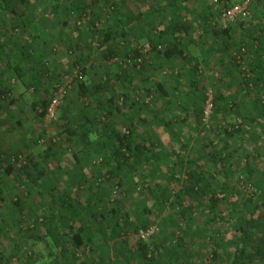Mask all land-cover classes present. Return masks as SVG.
Returning <instances> with one entry per match:
<instances>
[{"label": "trees", "instance_id": "1", "mask_svg": "<svg viewBox=\"0 0 264 264\" xmlns=\"http://www.w3.org/2000/svg\"><path fill=\"white\" fill-rule=\"evenodd\" d=\"M63 1L0 0V20L9 19L12 25L11 28L14 30L15 24L12 23V20L16 16L19 17L21 14H26V19L29 22L20 27L21 30L27 32V35L44 39L42 37L45 34L44 30H41L36 22H30L31 18L34 17V14L32 15L31 12L37 6V3H41L42 5L44 3L43 6L41 5L43 11H48L52 16L56 14L63 17V21H70L77 30H81V28L75 25L77 19L82 15L91 16L87 23L88 27H90L91 33L98 32L100 38L98 45L104 48L108 58H112L118 55V53L115 49L116 47L111 48L109 45L106 46L107 42L113 40V36L110 33L112 32L110 18H119L122 11L126 8V3L130 1L141 10L134 13L128 12L127 15L124 12V18L120 20L119 26L115 31H119L121 36H126L127 31L135 23L147 22L149 26V33L147 34L148 42L151 43L154 50H160L155 55L154 61H152L153 65L151 66H149V63L148 65L142 63L140 70H136L134 63L130 67L117 66L114 73L108 77L106 75L108 71H104V80L107 79V82H111L112 79H115V84L119 82L122 86L120 92L116 94L118 96L121 95L120 97L123 98V102L121 101L120 105L117 103L113 105L112 101L116 95L110 91L109 101L104 100L102 103H98L96 107L98 113L93 116L85 112V110L79 111V115H74L72 118L66 116L65 114L67 113L60 112L59 118L61 120L63 118L60 123L61 139L72 148H77L70 157L78 164L81 162L82 155L90 163L95 160L94 155L99 156L100 161L98 164L105 169V175L101 176V181H98L99 178L96 176L97 178L94 180L96 184L95 188L88 195L79 194L82 184L85 183L79 178L76 180L72 178L70 180L67 179L68 183L59 185L57 189L52 185L50 186L47 210L41 213L42 218L39 224L47 228L48 232L53 227L51 231L58 234L56 241L58 243L60 241L61 245L59 246V254L49 252L55 262L46 264H86V261L78 256L77 250L88 246L94 251L97 248L94 242L97 236L100 237L102 244L111 247L112 256L108 259L100 256L96 260H93L92 264H195L187 257L190 253H194L198 258L200 257V260L196 264H247L248 262L264 264V231L263 233L259 231L261 227L260 221H263L264 191L257 199L253 197L241 198L239 196V193L231 186L228 180V173L231 170L228 159L229 155L227 153L213 150L211 148V140H208V142L201 141L197 139V136L194 139V142L200 147L197 157L179 155L176 149H171L168 152L170 158L166 161V156L162 152L151 151L150 148H147L152 144L147 142L146 138L140 136L141 131H147V128H144L145 119L143 117H137L136 121L124 122L127 133L118 130L112 124V118H110L112 115L122 114L124 110L130 109V104L124 101L123 96L126 95V90L133 84L138 73L144 69L146 70L148 66L151 69L152 66L154 68V63L158 60L163 63L169 59L176 58L185 60L188 62L186 73L189 75L185 77L184 73L178 71L171 72V74L173 73L171 77L176 80L183 78L186 85L179 87L178 80L177 84L165 88V81L160 80L156 84L157 88L154 89L155 95H159L160 93L165 95L163 103L160 104L158 101L155 103L154 106L157 109L164 110L166 104L171 103L172 97L176 99L175 102L178 103L176 110L174 113H170L174 118L165 120L164 118H157L154 114L153 117L155 121L161 122L163 127L173 134L177 143V149L186 152V148L189 146V142L193 136L192 134L184 136L185 133L182 132V129L189 126L196 130L201 124L200 119L202 116L201 111L200 119L199 116L195 115L192 119L193 121H190V123L187 116V114H190L185 112L184 105L177 102L178 99L183 98L181 96L186 94L192 98L194 104L199 90L202 89L197 80V60L194 57L190 58L185 53V48L188 46L187 39L190 37V25L183 22L184 10L182 8L190 0H161L158 2L154 1L151 5L146 1L144 2V0ZM142 1L145 5L144 7H142ZM216 1L223 8L240 3L243 0L231 4H226L224 0ZM60 5L62 8H60ZM105 5L110 6L107 9L112 12L111 16L105 22L106 24L99 28H94V21L100 18L99 15L102 13L101 8ZM259 7L263 8L260 9ZM162 8L167 9L168 17L166 20L162 18L156 19L158 24H163L156 30L157 27L154 24V19L159 17V10ZM220 9L217 10L218 13ZM248 10L250 14L252 11L251 18L258 19L256 25L250 29L244 28L243 19L220 23L218 18L214 16L215 13L210 10H204L199 16L202 19L207 36L215 40V42L213 41L215 51L221 56L226 53L228 55L227 59L219 56V65L223 69V72L217 80L223 81V74L230 71V67L237 70V74H234L235 84L223 90L219 89L216 91L218 94L215 92L216 94L212 100L213 111L211 115L213 124H216L222 118L226 120V117L233 113L236 115L242 113V103L236 100V98L248 97L250 93L253 95L252 111L264 119V20H262L264 0H248ZM25 52L27 56L30 55L27 50ZM248 52L253 53L255 59L247 61L248 70L240 69L242 62L244 63V57ZM36 55H39L38 51ZM137 56H139V52L135 48L126 51L124 53L125 62ZM74 57L73 63L82 64V62H79V55H75ZM86 71L87 68H84V76H86ZM85 79L75 83L78 92H80L78 93L79 103L76 102V104L80 107L87 105L83 102V97L88 93V85ZM252 80L255 81L254 86L251 84ZM101 84L100 79L99 86ZM99 86H96L98 88L92 86V91H95V88L98 90ZM255 87L256 90L254 89ZM238 93H241L242 96L237 95ZM254 96H257V98ZM68 97L66 94L65 99ZM48 100L49 98L46 101L42 100L37 103L41 109L37 113L39 116L43 115ZM145 106L142 102L138 106L137 112L139 113L141 109L147 110L148 108ZM194 109L193 107L191 110L193 111ZM154 112L155 114L157 113L156 111ZM163 112H166V110ZM177 114L182 115L179 116ZM105 117L108 118L107 122L103 120ZM253 119H251L252 122ZM249 120L250 116L241 117V122L235 128H232V130L221 126V133L222 137L224 135H231L239 141L247 140L248 143H251V150L248 157H246L245 165L242 167V170L251 175L258 169V165L261 163L264 165V153L261 154L262 151L260 150V147H263V145L260 146L261 142L264 144V132L263 134H258L247 127L243 129ZM178 123L183 127L178 128L176 126ZM175 126V130H173ZM210 127L215 132L213 126L210 125ZM177 130H179V133L175 132ZM149 138H151V135ZM89 150H92V157L89 155ZM206 154H209V160L213 162L211 168L202 161ZM51 155L49 146L38 151L37 156H39L41 168L45 164L42 169L47 167L46 165ZM35 158L36 156H29L26 158L24 165H22L19 179L23 184L30 186V183L35 182L38 177L45 176V172L41 168L37 177L29 173L31 161L34 165L37 163ZM163 160L166 163H160ZM4 161L5 159H2L0 154V201L4 200L3 178L13 171V167L8 163L5 164ZM150 163H153L152 166H149ZM210 169L222 177L220 183L214 180ZM139 170L141 172L136 176ZM176 171L185 173V182L178 184L175 179ZM262 174H264V168ZM95 175L96 173L90 174L86 184H89ZM112 178H114L119 188H123L128 184L127 182H130L133 190H136V187H147L144 192L140 193L145 194V196L150 195L158 205L159 214L163 215L161 217L163 221L160 223V228L165 233L161 243L156 240L153 234L147 239H140L137 236L140 230H146L148 227V224L141 219L137 220L133 227L129 229L131 236L122 237L123 222L129 220L128 214L124 213L121 218L117 214L116 207L112 206L108 197L104 195V184L109 180L111 181ZM138 180L146 183V186L141 187V183L137 186ZM72 187L75 190L74 192ZM218 190L222 192L221 198L217 196ZM122 191L127 193L125 192L126 190ZM228 191H230V195L226 196L225 193ZM221 205H223V209ZM196 215H199L201 221L196 220ZM179 218L183 220V225L181 226L178 224ZM232 220L234 221L232 222ZM5 225L0 219V264H6V262L8 264L11 256L7 252V247L4 248V230L2 227H5ZM226 225L235 234L232 239H228L227 241L223 239L222 235V231ZM52 235L54 234L52 233ZM186 238H189L191 241L187 243L185 241ZM172 242H175V244L172 245ZM218 242L220 243L219 245L223 246L222 249L225 245L231 246V249L226 252L225 258H222V249L221 251H217L216 245L215 249L211 248L213 243ZM205 248H208L206 254L197 252L199 249ZM31 253V262L27 261V264H38L35 259L32 260L37 254L33 247H31Z\"/></svg>", "mask_w": 264, "mask_h": 264}, {"label": "rangeland", "instance_id": "2", "mask_svg": "<svg viewBox=\"0 0 264 264\" xmlns=\"http://www.w3.org/2000/svg\"><path fill=\"white\" fill-rule=\"evenodd\" d=\"M145 1L151 5L154 3V1L158 2L161 0H144V2ZM224 1L226 4H231L239 0ZM36 5L37 6H35L34 10L31 12L32 15L34 14V17L31 18L30 22H36L40 29L44 30L45 34L42 36L44 39H41V37L36 38L33 35H27V32L21 30L20 27L29 22V20L26 19V14H21L19 17L16 16L12 20V23L15 24L14 30L11 28L12 25L9 19H5L4 21L0 20V44H4L1 52L3 53L5 50H9L11 57L10 66L7 67V71L5 73L6 85L0 95L1 99H3V103L0 106V154L2 159H5L4 163H8L13 167L12 173L3 178L2 188L4 200L0 201V219L3 221V224H6L5 227H2L4 230V248L7 247V252H9L11 255L10 259L8 260V264H27V261L31 262V247H33L37 252L36 256L32 260L35 259L36 263L38 262V264L55 262L53 256L49 252H56V254L60 253L59 246L61 243L60 241L59 243L56 241V239H58V234L51 231L53 227L51 228L50 232H48L47 228L39 224L42 218L41 213L44 210H47V205L49 202V190L51 188L50 186L52 185L57 189L59 188V185L68 183L66 177L63 178V181L59 180L60 176L63 177V174L65 175V173L60 169V167L58 168L57 165H63L67 160L69 163L70 155L77 150V148L75 149L65 144V142L61 139L60 123L63 118L62 120L59 118L60 112L67 113L65 115L69 118H72L74 115H79V111L81 110H85V112H88L91 116L97 114L98 110L96 107L98 103H102L104 100L109 101L108 98L111 95L110 91L116 95L117 92H120L122 89V86L119 82L115 84V79H110L111 82H107V79L104 80V71H108L106 74L108 77L114 73L117 66H122L120 65V62H125L124 53H126V51H130L134 48L138 50L139 48L143 49V47L147 45L151 46V43L148 42L147 34L149 33V26L147 22L135 23L133 27L127 31L126 36H121L119 31H115L119 26L118 22L124 18V12L126 15L130 11L133 13L135 4L130 1L126 3L127 10L122 11L120 14L121 17L119 16V18H110L112 26V32L110 33L113 36V40L107 42L106 46L109 45L111 48L116 47L115 49L118 53V55L112 58H108L104 48H101L98 45V42L100 41L98 32L96 31L91 33L90 27H88L87 24L91 16L82 15L77 19V21L83 19L82 22L80 24H77V21L75 22L76 27L82 28L81 30H84V34L88 36L86 38L88 40L86 41L79 36V32L81 30H77L70 21H63V17H60L56 14L52 16V14H50L48 11H43L41 3H37ZM144 6L145 5L143 3L142 7ZM109 7L110 6L105 5L101 8L102 13L99 15L100 18L96 20L98 21V25L95 26L94 21V28H99L106 24L105 22H107V19H109L112 13L111 11H108ZM60 8H62L61 5ZM220 8L221 5L218 4V1L213 2L212 0H190L187 1L186 5L182 8L184 10L183 22L184 24L190 25V37L187 39L188 46L185 48V53L190 58L194 57L197 60V80L202 86V89L199 90V94L196 96V101L194 104L192 98L186 94L181 96L183 98L177 100V102H180V104L184 105L186 109L185 112L190 114H187L189 122L193 121L192 119L195 115L199 116L200 119V112L202 111V116L200 119L201 124L196 130L189 126L184 128L180 123L176 125L178 128L183 127L182 132L185 133L184 136H188L189 134H192L193 136L189 142V146L186 148V152L177 149V143L175 142L173 134L167 131L161 122L155 121L153 117L154 114V116H157V118H164L165 120L174 118L170 115V113H174L176 110L178 105V103L175 102L176 99L172 97L173 99L171 103H168V105L166 104V107L164 108L166 112H163L164 110L157 109L154 105L157 103V101L160 102V104L163 103L165 101V95L162 93L155 95L154 89L157 88L156 84H158L160 80L165 81V87H172L174 84H177L178 80L179 87L186 85L183 78L176 80L175 78L171 77V75H173L171 72L178 71L184 73L185 77L186 75H189L186 73L188 62L185 60L178 58L169 59L165 63L158 60L154 63L155 67L153 68L152 66L151 69L149 66L153 65L152 61H154L155 55L158 54V51L160 50H154L151 46L150 50L145 53L141 63L138 66L134 62H127L125 66L130 67L134 63L136 70L141 69L142 63L144 65H148L149 63V66L146 68V70L144 69L142 72L138 73L133 84L126 90V95L123 96L124 101L130 104V109L124 110V113L122 114L118 113L115 116L112 115L110 118H112V124L115 125L118 130H122L126 127L124 122L127 123L131 120L136 121L137 117H143L145 119L144 128H147V131H141L140 136H143L147 139V142L152 144V147L150 146L147 148H150L151 151L154 150L160 153L162 152V154L166 156V161H168L170 158L168 152L171 149H176V152L179 155L182 154L183 156L197 157L199 155L198 152H200L199 145L194 142V139L197 136V139L201 141L203 140L208 142V140H211V148L213 150H216L217 152L222 151L223 153L225 152L229 155L228 159L230 162L231 172L228 173V180L230 181L231 186L239 193L241 198L253 197L254 199H257L264 191V174H262L264 165L261 163L258 165V169L254 173L251 175L247 174L245 170H242V167L245 165L246 157H248L251 150V143H248L247 140L239 141L231 135H224L222 137L221 133V126H225L232 130V128H235V126L241 122V117L250 116V120L245 124L243 129L247 127L249 130L251 129L258 134H263L264 119H262V117H260L258 114L254 113L251 109L253 108V95L250 93L248 97L236 98V100L242 103V113L238 115L233 113L227 116L226 120L222 118L217 122L218 124H213L211 120L213 111L212 100L215 94H218L216 91L219 89L223 90L224 88L229 86L231 87L232 84H235L234 76L237 74V70H234L230 67V71H227L226 74H223V81L217 80L219 75L223 72V69L219 65V56L221 55L215 51V40H213V38L210 39L207 36L202 24V19L199 17L204 10H210L215 13L214 16L218 18L220 23H225L226 21H221L218 16L217 10ZM259 8L262 9L263 7ZM111 9L113 8L111 7ZM159 11V17L154 19V24L157 27L156 30H158L159 27L163 25L158 24L157 20L161 18L166 20L168 17L166 8H162ZM251 16L252 11L251 14L249 12L248 17L242 20L245 26L244 28L246 29L254 27L258 22L257 18H251ZM262 20H264V14L262 15ZM63 24H65L62 27L65 34L79 36L77 37V42L69 43L64 46H61L62 43L59 44V31L61 29L60 26ZM63 35L64 34H62V36ZM25 50L29 52V56L25 54ZM38 50L42 51L48 57L51 54L60 52L59 54L61 56H68L72 58V61L75 59L74 55H79V62H82V64L72 62L71 67L69 66L67 69L65 68L61 72H58L57 70L53 69L52 65L48 66L43 62L41 64L40 57L36 55ZM47 51H50L51 54L49 53L48 55ZM227 56L228 55L226 53L221 57L227 59ZM254 59L255 55L251 52H248L244 57V63L242 62L240 69L248 70L246 65L247 61ZM8 64L9 63H6V65ZM56 65H60V63H56ZM75 65L83 67L82 79L86 78V84L88 85V93H86L83 97V102L87 105H85V107H83V105L80 107L78 104H76V102L79 103L78 93L80 92H78L77 86L75 85V83L78 81H74V84L72 83L66 91V94L69 97L66 99L64 97L62 103L57 109L55 118L49 119L44 114L39 116L37 113L40 112L41 109L37 103L41 102L42 100L46 101L52 93L53 84L57 79V76L59 74H68L69 72H73ZM20 68L24 69L23 73L20 72ZM84 68H87L86 76H84ZM43 73H46L47 75L46 81L42 80L43 76L41 77V75ZM100 79L102 83L101 86H99ZM251 84L254 86L255 81L252 80ZM97 85L100 87L98 90L96 89L98 88L96 87ZM92 86L96 87L95 91H92ZM254 89L256 90V87ZM237 91L239 92V90ZM237 95L242 96L241 93H238ZM120 96L121 95H116L113 98V105L116 103L120 105L121 101L123 102V98ZM254 97L257 98V96ZM142 102L148 109H141V111L138 113L137 108L142 104ZM193 107L195 109L192 111L191 109ZM154 111L157 113L155 114ZM177 115L181 116L182 114ZM252 118H254L253 122L251 121ZM107 119V117L103 118L105 122H107ZM210 125L213 126V130L215 129V132L212 131ZM176 126L173 128V130H175ZM177 131L175 132L179 133V130ZM150 135L151 138H149ZM261 145H263V147H260V150L262 151L261 154H263V142H261L260 146ZM48 146L50 147V152L52 155L48 159L46 165L47 167L42 169L45 164H41V168L39 164V156H37V154L39 150H42ZM91 151L89 150V155L92 157L93 154ZM69 153L70 155H67ZM209 154H206L202 161H204L205 164L211 168L213 162L209 160ZM18 155H21L22 157H18ZM29 156H36L35 160L37 161L35 165L31 161L29 173L37 177L40 168L43 172H45V176L40 178L38 177L35 182L30 183V186L23 184V182H20L19 179V174L22 172V165H24L26 158ZM58 157H60V159ZM94 157L95 160L90 163L86 160L87 158L82 155L79 167L81 169L84 167L89 170L88 172L90 174L96 173V175L90 180L89 184H85L80 188L79 194H91L93 191L92 189H94L96 185L94 183L95 178L98 177L99 180H97L101 181V176L105 175V169L98 164L100 161L99 156L94 155ZM165 160L160 163H166ZM152 164L153 163H150V165H148L152 166ZM63 168L65 169V167ZM81 169L74 170V174L77 173V175H79L81 173ZM210 171L212 172L214 180L220 183L222 177L217 173L215 174L212 169H210ZM139 172L141 171L139 170L136 173V176L139 175ZM175 179L178 184L183 183L186 181V175L182 171H176ZM127 183L129 185L127 184L123 188H119L117 187L114 178H112L111 181L109 180L106 184H104V195L108 197L111 205L116 207L117 214L121 216V218L124 213L128 214L127 217L129 222H123L124 229L121 232L122 237L131 236V231H129V229L133 227L137 220L141 219L148 224L147 228H155L153 235H155L154 237H156V240L161 243L165 233L160 228V223L163 221L161 217H163V215L159 214L158 205L150 195L145 196V194L140 193L146 190L147 187H143L146 186V183H142L138 180L137 186H139L141 183L140 186L143 188L136 187V190L132 189L130 182ZM122 190H126L125 192L127 193H124ZM74 191L75 190L73 188V192ZM225 195L229 196L230 191L226 192ZM217 196L221 198L222 192L218 190ZM78 205L80 206L79 203ZM221 208H224L223 205H221ZM262 214V220L264 221V212ZM245 215L249 216L248 214ZM196 220L201 221L199 215H196ZM233 221L234 220H232V222ZM263 221H260L261 227L259 229V231L262 233L264 231ZM178 224L180 226L183 225V220L179 218ZM52 233L54 235H52ZM138 235L139 234L137 233V236ZM222 235L225 241L232 239L233 236H235L228 225H226L223 229ZM39 238L41 239L40 241ZM185 241L189 243L191 240L186 238ZM94 242L97 246L94 251L88 246L77 250L78 256L82 260H85L86 264H92L93 260H96L100 256L105 259H108L112 256L111 247L102 244L99 236L94 239ZM219 242L215 244L213 243L211 248L215 249L216 245L217 251H221L223 246L219 245ZM174 244L175 242H172V245ZM178 249H180V247H178ZM230 249L231 246L225 245L221 251L222 258H225L226 252ZM197 252L206 254L208 252V248L199 249ZM187 257L190 258V260L195 264L200 260V257L198 258L194 253H190V255ZM247 264L254 263L248 262Z\"/></svg>", "mask_w": 264, "mask_h": 264}, {"label": "built area", "instance_id": "3", "mask_svg": "<svg viewBox=\"0 0 264 264\" xmlns=\"http://www.w3.org/2000/svg\"><path fill=\"white\" fill-rule=\"evenodd\" d=\"M213 2H216V0H212ZM249 11H248V0H243L240 3L233 4L228 7H223L220 9L218 16L221 21L226 22H232L237 19H245L248 17ZM83 20V19H82ZM82 20H78L77 24H80ZM98 25V21H95V26ZM151 46L147 45L143 47V49L139 48V56L133 58V60H127L126 62H120V65L125 67V65L131 62H134L137 64V66L141 63L145 53L150 50ZM73 72H69L68 74H61L57 77L53 84L52 93L49 97L48 103L44 110V115L47 118H55L56 112L60 104L62 103L67 89L71 86V84L74 81H80L83 78V70L81 66L75 65ZM210 105V104H209ZM124 133H127V130L125 128L122 129ZM18 157H22L21 155H18ZM155 231L154 227H149L146 230H140L138 232V236L141 239H146L150 235H152Z\"/></svg>", "mask_w": 264, "mask_h": 264}, {"label": "crops", "instance_id": "4", "mask_svg": "<svg viewBox=\"0 0 264 264\" xmlns=\"http://www.w3.org/2000/svg\"><path fill=\"white\" fill-rule=\"evenodd\" d=\"M124 10L126 11L127 8H125ZM138 10H141V9L138 8L137 6H135V8L133 9V13L138 11ZM64 25L65 24L60 26L61 29L59 31L60 35H59V39L58 40H59V44L62 43L61 46L67 45L69 43L77 42V37H79V36L82 39L86 40V41L88 40V39H86L88 36L86 34H84V32H83L84 30H81L79 32V34H80L79 36H74L73 34H71V35L65 34L63 32V28H62ZM62 34H64V35L62 36ZM3 46H4V44H2V45L0 44V55H1L0 56V95H1V92H2L3 88L6 85V81H5V73L7 71L6 69H7L8 66H10V63H11L10 62V58H11L10 57V51L9 50H5L3 53L1 52V49L3 48ZM9 46H11V45H9ZM47 52H48L47 54L49 55L50 51H47ZM38 53H39L38 56L41 59L40 62H43V63L47 64L48 66L52 65L53 69L57 70L58 72H61L65 68L67 69V67H69V66L70 67L72 66V62H73L72 58H70L68 56L67 57L66 56L63 57V56H61L59 54L60 52H57V53H54V54L50 53L51 55L49 57L46 54H44L42 51L38 50ZM62 61H64V62H62ZM6 63H9V64L6 65ZM56 63H60V65L57 66ZM23 71H24V69L20 68V72L23 73ZM46 76H47L46 73L45 74L43 73L41 75L43 81H46ZM87 91H88V88H87ZM2 103H3V99H1V97H0V106L2 105ZM67 155H70V153L67 154ZM58 158L60 159V157H58ZM57 167L58 168L60 167V169L63 170L64 173H65V175L63 174V177L60 176V178H59L60 181H63L64 180L63 178H65V177H66V179H69V180H70V178L75 179V180L79 178L83 182H85L84 184H86L87 178L90 175V173H88L89 170H87L84 167L81 169L79 167V163L77 164L71 157H70L69 163H68V160H67L63 165L59 164V165H57ZM63 167H65L66 170ZM77 169H81V174H79V175H77V173L74 174V170H77ZM54 179H55V177H54ZM84 184H82V186H84Z\"/></svg>", "mask_w": 264, "mask_h": 264}]
</instances>
